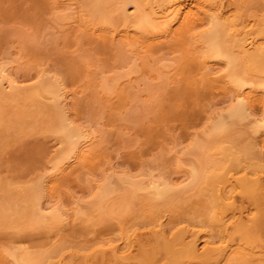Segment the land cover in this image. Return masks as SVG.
<instances>
[{"label":"bare ground","instance_id":"6f19581e","mask_svg":"<svg viewBox=\"0 0 264 264\" xmlns=\"http://www.w3.org/2000/svg\"><path fill=\"white\" fill-rule=\"evenodd\" d=\"M7 17L70 62L28 82L0 46V147L38 128L55 148L0 177V264H264V0H0Z\"/></svg>","mask_w":264,"mask_h":264},{"label":"rangeland","instance_id":"374dc122","mask_svg":"<svg viewBox=\"0 0 264 264\" xmlns=\"http://www.w3.org/2000/svg\"><path fill=\"white\" fill-rule=\"evenodd\" d=\"M253 7H255L254 8V10L252 9V11H256L257 10V7H259L258 5L256 6L255 4H253ZM259 11V10H258ZM258 11H256L257 13L256 14H258ZM255 13V12H254ZM2 18H3V16H2ZM9 18V21H3V22H6V24H7V22L10 24H8V25H6V27H4L5 26V24L3 23V24H1V22H2V20H0V28H1V30H0V35L1 34H3V35H1L0 36V41L2 42V41H4V39H5V42H6V44L8 45V47L10 48V51L12 52H9L8 54H18V52H19V54H21V53H23V54H21V56L23 55V57H24V59H27L28 60V62L27 61H25L26 63H27V66H25L24 65V67H30V68H32V70L30 71V77H31V75L33 74V75H36L37 74V71H38V69L40 68V69H43V70H45L47 73H49V74H51V73H53V72H61L62 74H64L65 73V70H67L68 69V66H65L64 64H65V62L66 61H68V60H70V58H68L66 55H68V54H66V55H62L63 57L65 56L66 58H67V60H66V58H65V62H64V58L63 59H59V58H61V56H60V53L62 54V49H60L61 50V52H59L60 50H58L57 52H59L58 54H57V52H56V50H57V48L55 49V47L52 45H48L47 43H49V42H46L45 43V41H47V39L46 40H44L43 41V39L42 38H44L45 39V37H43L44 35H42V37H39L38 38V34H37V32L35 31V30H33V28L32 29H30V26L29 27H27L28 25H23L24 23L22 22V21H20V19L19 18H15V17H7L6 19H8ZM1 19V18H0ZM3 25V26H2ZM26 26V27H25ZM9 27V28H8ZM49 27V26H48ZM28 29H29V31H28ZM47 30H49V32H53V33H55L56 32V30L54 31V29L53 28H50L49 27V29H47ZM32 31H34L33 33H32ZM46 31V30H45ZM44 31V32H45ZM12 32V36H11V34L10 33ZM36 32V33H35ZM43 32V34H46V33H44ZM32 33V34H31ZM5 34V35H4ZM10 35L11 37L10 38H8V36H6V35ZM49 34V33H48ZM48 34H46V37H47V35ZM37 35V36H36ZM41 35V34H40ZM39 35V36H40ZM3 36V39L1 38ZM5 36H6V38H5ZM49 38H50V36H48ZM13 39V40H12ZM11 40V41H10ZM39 40V41H38ZM4 42H2V43H0V46H1V48H2V46L4 47L3 48V50L1 49V51H2V53L4 52L5 53V51H4V49L6 50V48H7V46L4 44ZM47 44V45H46ZM19 45V46H18ZM6 46V47H5ZM48 48H47V47ZM17 47V49H15ZM9 48H8V50H9ZM48 50H47V49ZM52 48H54L53 50H55V51H53L52 50ZM22 50L21 52L20 51H18V52H15V51H17V50ZM49 49H51L50 50V52H49ZM45 50V51H44ZM7 51V50H6ZM64 51V50H63ZM8 52V51H7ZM6 52V53H7ZM55 52H56V54H55ZM65 52V51H64ZM67 53H69V51H66ZM65 52V53H66ZM50 53V54H49ZM64 53V54H65ZM52 54H53V56H52ZM72 54V53H71ZM1 55V54H0ZM6 55V54H5ZM8 57H11V55H7ZM6 56V57H7ZM49 56H52V57H50L49 58ZM57 56V57H56ZM2 57H4V54H3V56ZM7 57V59H10L11 60V58H8ZM19 58H20V56H18ZM70 57V56H69ZM72 57H74V58H71V62L73 63L74 61H75V55L74 56H72ZM1 58V57H0ZM13 58H14V56L12 57V60L11 61H13ZM16 58H17V55H16ZM15 58V59H16ZM49 58V59H48ZM57 58V59H56ZM6 58L4 57V59L3 60H5ZM21 59H22V57H21ZM21 59H16V60H21ZM72 59L74 60V61H72ZM3 60H0V61H3ZM15 60V61H16ZM50 60V61H49ZM54 60H55V62H54ZM62 60V61H61ZM15 61H13V62H15ZM51 61H53V62H51ZM59 61H60V63H59ZM77 61V65L78 66H81V64H79V62H78V60H76ZM13 62H12V64H13ZM16 62H19V61H16ZM16 62H15V64H13V65H15V69H16V66L17 65H19L18 63H17V65H16ZM22 62V61H21ZM50 62V63H49ZM63 62V63H62ZM68 62H70V61H68ZM20 63V62H19ZM24 63V62H23ZM23 63H21V64H23ZM25 63V64H26ZM28 63H30V65L28 64ZM57 63V64H56ZM49 64H51V65H49ZM54 64L56 65L55 67H53L54 66ZM52 66V67H51ZM57 67V68H56ZM65 67L67 68V69H65ZM18 68V67H17ZM23 68V67H22ZM21 68V69H22ZM27 68H25V72H28L27 74V76H29V71L27 70L26 71V69ZM35 68H36V70H35ZM50 68H52V72H51V69ZM56 68V69H55ZM81 69H82V66H81ZM18 69H16V71H17ZM24 70V69H23ZM50 70V71H49ZM22 71V70H21ZM36 71V72H35ZM25 72H24V76L22 75V73L21 72H19V74H18V78L20 77V74H21V76L22 77H25L26 75H25ZM32 72H35V74L34 73H32ZM18 73V72H17ZM32 75V77H31V79L30 78H28L27 76V80H28V82H31L30 80H32V79H34V77L36 78V76H33ZM26 78H22L21 80H20V78H19V80L20 81H24ZM35 80V79H34ZM23 81H22V84H23ZM26 81V80H25ZM24 81V82H25ZM33 81V80H32ZM26 83H27V81H26ZM141 111V110H140ZM139 112V111H138ZM144 112V111H143ZM146 114H147V111L145 112ZM79 114H81V115H83V117L84 118H81L80 119V116H77V117H79L78 119H76V123H78L77 122V120L79 121V119L80 120H83V122H84V125H85V121L87 120V118H86V113H84V114H82L81 112L79 113ZM139 115H140V113H138ZM138 115V116H139ZM141 115H144V113L143 114H141ZM149 116V117H148ZM82 117V116H81ZM141 117V116H140ZM147 117H148V119H150V115H147ZM86 118V120L84 121V119ZM145 117H143L142 119H144ZM146 119V118H145ZM141 121H143V120H141ZM82 122V121H81ZM78 123V124H81V125H83L82 123ZM144 122H148V121H146V120H144ZM42 124V121L40 120V125ZM136 125V124H135ZM140 124H138L136 127L139 129V127L141 126H139ZM135 126H133V128H135V130L137 129ZM135 130H134V132H135ZM130 130L129 129H127L126 130V134H129V133H131V134H133L134 132L131 130L130 132H129ZM129 132V133H128ZM137 133V132H136ZM135 133V134H136ZM125 134V135H126ZM130 134V135H131ZM136 136V135H135ZM123 137V136H122ZM130 137H132L133 138V135L132 136H129L128 135V138H130ZM177 137V136H176ZM52 138V139H51ZM124 138V137H123ZM126 138H127V136H126ZM179 138V137H178ZM178 138H175V139H177L176 141V143H174L175 144V146H173V144H169L168 145V143H170V142H167V145H168V147L170 148V150H172V151H170V153H168L167 151V153H165V151H161V150H165V149H161V148H163V147H161L159 150L161 151V152H159V154L161 153V154H163L161 157H163L164 156V153H165V155H166V158L165 159H172V155L174 156V155H178L179 156V154H180V149H181V147H182V145L185 143V141H184V143H183V138H180V139H182V141H181V146L179 145L178 147H176V144L178 143ZM127 140V139H126ZM167 140H169V139H166L165 141H167ZM171 140V139H170ZM169 140V141H170ZM172 141V140H171ZM175 141V140H174ZM13 143H11V144H9V145H6V146H4L3 145V147H0V177L2 178V179H4L5 181L6 180H8V181H15V182H17V183H19L20 181H25V179H30L29 177H31L32 175H34L35 174V172H36V170L38 169V170H40L39 168H37V167H40L41 166V164H45L46 163V161H48L49 159H47L48 157L50 158V157H52L53 156V154L52 153H54V152H52L55 148L53 147V144H54V138H53V136H50V134H48V133H41V132H39L38 131V128H35V129H33L32 131H30L28 134H26V136H23V137H21L19 140H17V141H12ZM112 142V141H111ZM187 142V141H186ZM172 143V142H171ZM180 143V142H179ZM111 144H113V142L111 143ZM111 144H109V145H111ZM50 145H51V147H50ZM167 145H166V149H167ZM0 146H2L1 144H0ZM172 146H173V149H172ZM113 147L114 146H112L111 148L113 149ZM116 147V146H115ZM114 147V148H115ZM174 147H176V148H174ZM183 147H185V149H186V146L184 145ZM165 148V147H164ZM51 149H53V150H51ZM158 150V149H157ZM157 150H156V153H157ZM183 150V149H182ZM49 151V152H48ZM169 151V150H168ZM184 151V150H183ZM155 153V152H154ZM155 153V154H156ZM50 154H52V156H50ZM159 154H158V156H159ZM160 154V155H161ZM157 155V154H156ZM155 155V156H156ZM150 156V155H149ZM148 156V157H149ZM157 156V157H158ZM151 157V156H150ZM149 157V158H150ZM170 157V158H169ZM114 159H112V162H115L114 164L116 165L117 164V166L119 167L120 165V169L122 168V169H127V167H125V166H127V165H123V164H121V161H122V159H121V157H119V159L117 160V158L113 161ZM120 160V161H119ZM117 162V163H116ZM120 162V163H119ZM113 164V165H114ZM43 166V165H42ZM41 166V167H42ZM123 166V167H122ZM117 170H119V168H117L116 166H114ZM125 167V168H124ZM150 167H155L154 166V164H150ZM166 167H167V169H169L170 171L172 170V172H173V176H180V172H177L178 170H175L174 168H173V164H170V166H167L166 165ZM128 168H129V166H128ZM38 170H37V173H38ZM36 173V174H37ZM35 176V175H34ZM33 176V177H34ZM98 178V177H97ZM31 179H32V177H31ZM27 182V181H26ZM19 184H22V182L21 183H19ZM78 190V189H77ZM79 191V190H78ZM78 191H76L77 192V194H75L76 195V197H79V198H83L82 200H86L87 198H88V194H87V192H85V194H84V192H81V193H83V194H81V193H79ZM75 192V193H76ZM79 193V194H78ZM82 196H81V195ZM86 194H87V196H86ZM80 195V196H79ZM175 215V214H174ZM170 216V214L168 215L167 214V218ZM172 217H174L173 215H171ZM175 216H177V218H179V215H175ZM167 218H165L164 217V220H163V218H162V220H163V222H164V224L167 222ZM171 218V217H170ZM181 218H182V216H181ZM181 218H179V219H181ZM184 218V217H183ZM172 219V218H171ZM170 219V220H171ZM175 219H176V217H175ZM166 220V221H165ZM169 221V220H168ZM169 222H171V221H169ZM169 224V223H168ZM166 225V224H165ZM167 226V225H166ZM65 232H66V230H65ZM68 232V231H67ZM65 234H67V233H61V235H65ZM84 235V234H83ZM83 235H78V237L80 236H82L83 238H84V236ZM89 235H91V234H88V236ZM66 236V235H65ZM85 236H87V235H85ZM78 237H77V240H79L78 239ZM90 237V236H89ZM89 237H86V239H88ZM68 238V237H67ZM68 239H70V238H68ZM83 239L81 238V240L79 241L80 243H81V241H82ZM85 241V240H84Z\"/></svg>","mask_w":264,"mask_h":264}]
</instances>
